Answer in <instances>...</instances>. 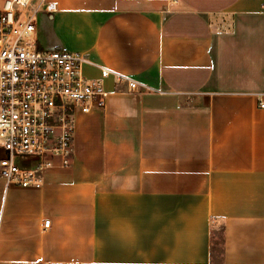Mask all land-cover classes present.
<instances>
[{
    "label": "crops",
    "instance_id": "crops-1",
    "mask_svg": "<svg viewBox=\"0 0 264 264\" xmlns=\"http://www.w3.org/2000/svg\"><path fill=\"white\" fill-rule=\"evenodd\" d=\"M42 1L39 49L138 90L105 80L43 188L0 177V264H264V0Z\"/></svg>",
    "mask_w": 264,
    "mask_h": 264
},
{
    "label": "built area",
    "instance_id": "built-area-1",
    "mask_svg": "<svg viewBox=\"0 0 264 264\" xmlns=\"http://www.w3.org/2000/svg\"><path fill=\"white\" fill-rule=\"evenodd\" d=\"M43 9L53 13L56 4L6 0L0 10V177L24 189L43 188L46 170L70 167L77 114L106 107L105 80L138 90L134 80L102 66L99 78H88L85 54L39 49Z\"/></svg>",
    "mask_w": 264,
    "mask_h": 264
},
{
    "label": "trees",
    "instance_id": "trees-1",
    "mask_svg": "<svg viewBox=\"0 0 264 264\" xmlns=\"http://www.w3.org/2000/svg\"><path fill=\"white\" fill-rule=\"evenodd\" d=\"M212 248L214 252H217L218 254L222 253V250L224 248V225L219 226L217 230H213Z\"/></svg>",
    "mask_w": 264,
    "mask_h": 264
},
{
    "label": "rangeland",
    "instance_id": "rangeland-1",
    "mask_svg": "<svg viewBox=\"0 0 264 264\" xmlns=\"http://www.w3.org/2000/svg\"><path fill=\"white\" fill-rule=\"evenodd\" d=\"M3 156L4 155H3L2 151L0 150V159L3 158Z\"/></svg>",
    "mask_w": 264,
    "mask_h": 264
}]
</instances>
